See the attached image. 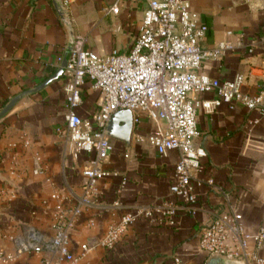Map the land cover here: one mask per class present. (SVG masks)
Instances as JSON below:
<instances>
[{
	"label": "crops",
	"instance_id": "0c3cea01",
	"mask_svg": "<svg viewBox=\"0 0 264 264\" xmlns=\"http://www.w3.org/2000/svg\"><path fill=\"white\" fill-rule=\"evenodd\" d=\"M189 1L208 28L201 42L203 49L214 48L229 32L232 43L237 35L247 44L264 36V0ZM63 2L75 37L85 38V48L99 56L122 52L117 46L120 37L127 40L124 50L128 51L146 9L144 3L126 2L119 15L108 16L106 10L113 0ZM69 43V30L52 0H0V114L14 98L53 79L62 68ZM199 74L220 82L243 75V93L264 95V48L258 47L252 55L237 49L207 60ZM66 84L63 73L24 96L0 119V243L7 250H12V245L4 237L20 235L27 227L51 235L55 211L75 205L87 182L82 170L90 156L81 154L75 159L70 145L58 133L65 127ZM197 98L212 102L218 96L202 93ZM100 102V94L86 85L78 115L92 117L99 112ZM258 118L257 111L240 105L222 104L211 112L200 108V134L195 140V146L208 153L199 178L214 179L237 207L249 234L264 226V119L252 124ZM152 129V123L143 118L134 133L145 135ZM111 143L113 150L105 167L117 176L100 183L99 203L82 215L72 232L76 257L81 254L79 245L92 248L75 264H175L176 257L182 264H216L217 257L200 250L199 233L214 214L228 211V202L207 185L198 188L194 216L179 215L175 226L139 220L113 251L98 245L107 228L119 224L124 214L172 199L170 187L175 183L180 158L177 151L161 156L148 143H136L133 135L130 144L113 138ZM38 159L42 170L34 175ZM124 182L119 196L124 208L115 209L116 188ZM90 220L92 227L88 226ZM0 264H42V258L23 255L14 263Z\"/></svg>",
	"mask_w": 264,
	"mask_h": 264
},
{
	"label": "built area",
	"instance_id": "2783aa9c",
	"mask_svg": "<svg viewBox=\"0 0 264 264\" xmlns=\"http://www.w3.org/2000/svg\"><path fill=\"white\" fill-rule=\"evenodd\" d=\"M126 2L146 5L129 51L115 50L99 56L87 50L86 39L79 36L75 38L64 70L67 114L65 127L58 133L70 145L75 159L81 154L90 156L82 170L87 179L82 194L75 205L55 211L51 235L27 227L20 235L5 236L12 250L0 243V261L14 263L23 255H35L42 258V264H75L91 251L88 244H81L78 246L80 257H76L72 232L80 225L82 215L99 203L102 196L100 183L117 176L105 167L113 150L108 126L115 113L127 110L133 115L134 130L143 118L153 125L152 131L145 135L133 130L136 143H148L161 156L171 151L179 153L175 183L170 187L172 199L145 204L124 214L119 224L107 228L98 245L113 251L139 220L175 226L179 215L194 216L198 188L207 185L224 196L228 211L214 214L212 221L201 229L200 250L209 257L230 262L264 264V226L254 234L247 233L243 217L231 204L230 197L214 179L204 181L199 178L208 153L205 148L195 146L200 134L197 121L200 108L211 112L222 104L240 105L259 113L253 125L264 119V95L243 93L245 76L220 82L199 74L205 61L216 60L225 53L245 49L248 54H254L258 47L264 48V36L247 44L241 35H237L232 43L229 38L233 34L229 32L227 39L214 48L203 49L201 42L207 36L208 28L200 22L189 0H113L106 15H119ZM86 85L100 94L101 102L97 114L83 119L77 109L82 104ZM202 93H216L218 98L212 102L200 101L197 95ZM41 170L38 159L34 175H39ZM124 185L125 182L116 188L115 209L124 208L119 198ZM93 225L90 220L88 226ZM251 244H254L253 249ZM174 263L182 264L179 257Z\"/></svg>",
	"mask_w": 264,
	"mask_h": 264
},
{
	"label": "water",
	"instance_id": "95a60500",
	"mask_svg": "<svg viewBox=\"0 0 264 264\" xmlns=\"http://www.w3.org/2000/svg\"><path fill=\"white\" fill-rule=\"evenodd\" d=\"M52 2H53V5L56 11L60 15L63 23L67 26L69 33H70V43L68 47V54L62 64V68L58 71V73L52 79V80H55L64 73V70H65V67L67 66V63H68V60L71 54V50L73 49V45H74L76 37L74 35L73 27L71 25V19H70L69 13L67 11L66 6L64 5L63 0H52ZM51 81H48L47 83H45L42 87H40L37 90L26 92L14 98L1 112L0 119L3 118L24 96L37 92L38 90H40L41 88L49 84ZM133 130H134V123H133L132 113L127 110L119 111L112 116L109 122L108 135L113 139H118L127 144H130L131 139H132ZM215 262L216 264H241L239 262L226 261L221 258H216Z\"/></svg>",
	"mask_w": 264,
	"mask_h": 264
},
{
	"label": "rangeland",
	"instance_id": "374dc122",
	"mask_svg": "<svg viewBox=\"0 0 264 264\" xmlns=\"http://www.w3.org/2000/svg\"><path fill=\"white\" fill-rule=\"evenodd\" d=\"M117 46H118V49H119V50H123L122 52H125L124 49H126V48L128 47V46H127V40L124 39V38H122V37H120ZM128 51H129V49H128Z\"/></svg>",
	"mask_w": 264,
	"mask_h": 264
}]
</instances>
